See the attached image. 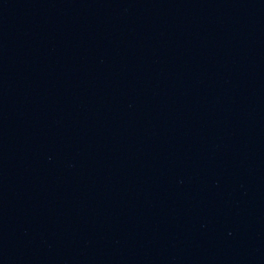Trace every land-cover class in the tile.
Instances as JSON below:
<instances>
[{"label": "water", "instance_id": "water-1", "mask_svg": "<svg viewBox=\"0 0 264 264\" xmlns=\"http://www.w3.org/2000/svg\"><path fill=\"white\" fill-rule=\"evenodd\" d=\"M0 264H264V0H0Z\"/></svg>", "mask_w": 264, "mask_h": 264}]
</instances>
